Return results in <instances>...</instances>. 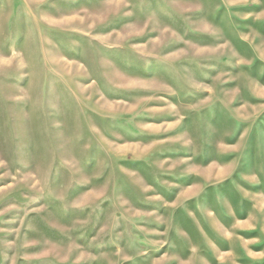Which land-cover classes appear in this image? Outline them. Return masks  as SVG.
<instances>
[{
	"label": "rangeland",
	"instance_id": "1",
	"mask_svg": "<svg viewBox=\"0 0 264 264\" xmlns=\"http://www.w3.org/2000/svg\"><path fill=\"white\" fill-rule=\"evenodd\" d=\"M0 264H264V0H0Z\"/></svg>",
	"mask_w": 264,
	"mask_h": 264
}]
</instances>
